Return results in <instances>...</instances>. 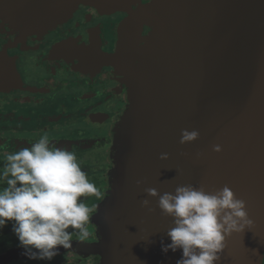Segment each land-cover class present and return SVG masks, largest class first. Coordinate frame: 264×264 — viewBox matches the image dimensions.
Returning <instances> with one entry per match:
<instances>
[{"label":"water","instance_id":"1","mask_svg":"<svg viewBox=\"0 0 264 264\" xmlns=\"http://www.w3.org/2000/svg\"><path fill=\"white\" fill-rule=\"evenodd\" d=\"M11 1L0 14L28 23L48 12L70 14L78 4L107 11L143 0ZM117 30L109 59L131 56L133 64L128 107L114 134L110 188L94 218L100 264H176L180 250L161 251V241L170 243L172 219L144 189L162 194L188 184L206 191L227 185L253 221L226 237L218 264H262L264 0H152ZM16 85L14 63L0 55V91ZM182 129L197 130L198 139L180 144ZM143 199L155 210L142 208Z\"/></svg>","mask_w":264,"mask_h":264},{"label":"flooded vegetation","instance_id":"2","mask_svg":"<svg viewBox=\"0 0 264 264\" xmlns=\"http://www.w3.org/2000/svg\"><path fill=\"white\" fill-rule=\"evenodd\" d=\"M151 2L107 11L78 4L71 15L48 12L28 23L0 14V55L14 63L17 77L15 87L0 91V161L47 131L58 147L76 154L89 179L106 193L103 200H85L99 210L110 188L114 134L128 107L133 64L131 56L109 57L119 42L120 23ZM12 6L11 0H0V7ZM55 19L53 28L38 27ZM147 33L143 29L142 36ZM50 108L52 114L47 113ZM96 215L90 225L93 235L86 241L74 237L72 247L60 248L51 261L22 255L9 224L0 232V264H100Z\"/></svg>","mask_w":264,"mask_h":264},{"label":"clouds","instance_id":"3","mask_svg":"<svg viewBox=\"0 0 264 264\" xmlns=\"http://www.w3.org/2000/svg\"><path fill=\"white\" fill-rule=\"evenodd\" d=\"M197 130L182 129L180 144L198 139ZM212 150L221 151L219 145ZM200 155L199 153L197 154ZM159 159H168L161 153ZM137 185L141 181H136ZM156 198L161 214L172 219L166 232L170 243L161 241V251H181L176 264H218L226 237L251 228L246 203L227 185L214 191L191 184L177 186L174 192L159 193L145 188ZM106 193L90 179L68 147L57 146L47 131H42L28 146L5 154L0 161V232L11 225L17 247L29 260L51 261L59 249L72 247L73 238L86 241L92 236V217L98 213L95 203ZM140 206L149 212L150 201Z\"/></svg>","mask_w":264,"mask_h":264},{"label":"rangeland","instance_id":"4","mask_svg":"<svg viewBox=\"0 0 264 264\" xmlns=\"http://www.w3.org/2000/svg\"><path fill=\"white\" fill-rule=\"evenodd\" d=\"M54 103V102H53ZM56 104V102L53 104V105H55ZM52 107H54V106H52ZM53 110H54V108H50L49 110H48V112L47 113H50V114H52V112H53ZM33 127V126H32ZM91 232H92V235H93V233H94V231L91 229ZM99 236V234H97V237Z\"/></svg>","mask_w":264,"mask_h":264}]
</instances>
